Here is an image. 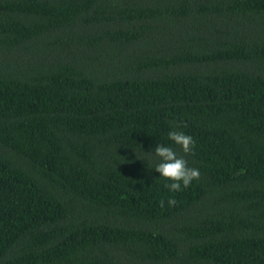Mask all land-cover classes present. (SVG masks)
<instances>
[{
  "label": "trees",
  "instance_id": "obj_1",
  "mask_svg": "<svg viewBox=\"0 0 264 264\" xmlns=\"http://www.w3.org/2000/svg\"><path fill=\"white\" fill-rule=\"evenodd\" d=\"M0 264H264V0H0Z\"/></svg>",
  "mask_w": 264,
  "mask_h": 264
},
{
  "label": "clouds",
  "instance_id": "obj_2",
  "mask_svg": "<svg viewBox=\"0 0 264 264\" xmlns=\"http://www.w3.org/2000/svg\"><path fill=\"white\" fill-rule=\"evenodd\" d=\"M168 140L171 142L170 144H156L147 153L144 151L143 153L145 156L154 159V167L151 169L159 173L157 180L166 181L165 186L168 191L178 193L187 189L193 181L199 179L200 170L196 167H190L185 157L177 154L174 146H178L185 155H188L193 152L195 141L192 136L184 131L176 130L168 132ZM136 158L139 159L137 155ZM164 203L163 200L160 201L161 206ZM167 204L169 206L175 205L176 200L170 197Z\"/></svg>",
  "mask_w": 264,
  "mask_h": 264
}]
</instances>
